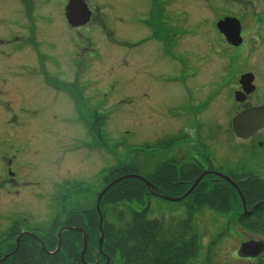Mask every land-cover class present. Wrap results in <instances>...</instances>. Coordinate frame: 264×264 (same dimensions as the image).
Masks as SVG:
<instances>
[{
	"label": "rangeland",
	"instance_id": "rangeland-1",
	"mask_svg": "<svg viewBox=\"0 0 264 264\" xmlns=\"http://www.w3.org/2000/svg\"><path fill=\"white\" fill-rule=\"evenodd\" d=\"M109 1L113 3L114 0ZM249 1V15L245 13V5L241 1L233 3L234 9L235 5L245 9H240L233 14L241 19L243 24L245 42L244 46L238 49L228 48L220 39L214 26L216 16L230 11V4L226 0H170V4L180 5L181 8L178 11L175 10L177 7H174L173 10L177 13L169 8L167 18L170 24L169 38L174 39L177 33L178 36L182 35L180 32H185L181 39L194 37L197 33L195 36L197 39L194 38L197 41V48L204 46L203 32L213 31L216 34L214 38L216 40L215 56H207L204 64H201L202 67L197 66L202 79L207 73L215 78L211 89L205 81L199 90L202 97L210 99L212 95V99L209 107L201 116L197 136L213 144L217 158L228 157L229 165H246L237 161H247L249 169L264 178V171L261 173L264 169V130L247 143L225 130V120L231 119L236 113L233 112L235 102L233 93H231L234 89L225 90L236 84L240 73L249 71L256 74L255 77L260 87H258V97L255 102L264 105V14L257 18L254 15V13L264 11V0ZM131 3L133 10L136 9L133 13L139 15L144 1L131 0ZM138 5L139 7L136 8ZM124 14L127 16L128 10ZM177 16H180L178 23L172 26V23H176L173 17ZM259 18L262 22L258 21ZM180 23L186 27H182ZM120 34L123 35L122 32ZM139 34L142 36L144 30L128 28L123 40L130 42L133 38L136 41L135 38ZM253 35L254 37L251 38ZM253 41L256 42L253 44ZM188 45L187 42L186 46ZM200 54L203 56V51ZM126 62L122 71H126L128 59ZM144 65L143 59H139L136 63L135 67L139 69V73L143 72ZM179 71L178 65L170 59L164 61L163 64L160 57L154 60V75L162 72L163 74H166L165 72L178 73ZM90 76L92 78L93 75ZM174 76L169 75L166 87L161 84L160 87L156 86L152 90L151 83L147 85L151 87L140 89L139 86L138 107L132 103L131 99L133 91L130 78L132 75H100L105 80V88L102 92L106 96L102 102L109 107L112 105L110 108L103 107L92 111L93 113L91 111L79 113L71 110L52 111L31 106L25 110L0 112V152L7 151L5 146L1 145L2 140L9 142L10 148L6 156L12 160L10 168L15 172V180H8V167L0 158V242L4 237L2 235L10 226L21 219L26 220L28 225L33 227L48 225L58 209V206L55 207V200L64 194L61 191V189L65 190L64 186H72L84 181L96 188L100 185L98 180L100 173L119 164L132 166L136 173L134 175L142 178L150 176L155 168L165 160V148L157 143H166L168 135H175V128L188 125L186 124L187 118H184L185 121L175 116L182 114L188 105L184 99L179 98L184 91L181 83L172 78ZM134 77H138L139 83L144 84L143 74L134 75ZM155 80L157 78L154 79V84L157 83ZM223 88L224 90L221 91ZM211 90L216 93H212ZM144 94H148L149 97L144 98ZM207 94L209 95L206 97ZM160 96L164 98L162 105L151 106L153 99L156 102ZM200 105L202 103L197 107ZM202 109L203 107L199 110ZM83 120L88 124V128L86 127L88 135L80 132ZM3 129L5 131L2 132ZM78 147L80 149L75 152H69ZM180 153L188 158L184 151ZM260 167H263L261 171L258 170ZM163 175L162 184H165L164 187L169 190L166 196H178L191 186L190 184L184 187L181 184L180 186L172 184L174 179L189 180L191 176H175L173 173ZM206 178L210 180L213 177L205 174L191 191V193L195 192V195L200 194L199 200L203 198V191L196 192L195 189ZM220 180L223 184L228 183L226 180ZM68 183L70 184L67 185ZM237 188L239 189L238 186ZM82 190L86 189L77 187L76 191ZM224 191L223 201L231 202L225 215L208 209H203L200 213L194 211L192 214L193 225L198 232L199 252L187 264H255L254 260L241 259L237 256L239 244L249 239V234L244 231L243 223L239 219L242 208L237 191L235 188L231 191L229 189ZM97 197L93 193L89 197V201L95 204V208ZM79 198L83 199L79 194L70 196L66 200V205L75 206V203L80 201ZM146 198L143 204H134L133 207L138 211L146 209L149 212L148 216L164 218L165 221L170 222L182 220L186 215V207L189 205L186 198L178 202L168 201L150 193ZM15 238L17 243L20 237ZM6 248V246L0 247V252L3 253Z\"/></svg>",
	"mask_w": 264,
	"mask_h": 264
},
{
	"label": "flooded vegetation",
	"instance_id": "flooded-vegetation-1",
	"mask_svg": "<svg viewBox=\"0 0 264 264\" xmlns=\"http://www.w3.org/2000/svg\"><path fill=\"white\" fill-rule=\"evenodd\" d=\"M143 1L144 4L139 10L140 14L135 15L133 12L136 9L133 10L131 0H114L113 3L109 0H0V112L25 110L31 106L47 108L52 111L71 110L79 113L107 108L109 106L102 102L106 96L102 92L105 88V80L100 75H132L130 78L133 91L131 99L132 103L138 107L139 86L140 89L152 86V90L156 86L160 87L161 84L166 87L169 75H175L172 78L181 83L184 91L179 98L184 99L188 105L182 114L179 113L175 116L183 118V120L187 118L185 121L188 125L183 128H175V135H168L166 143H157L165 148V160L155 168L148 178H156L159 174L166 173H174L175 176L206 174L213 177L210 178L211 181H221L217 178L220 175L230 177L242 175L247 171L252 172L247 161H237L246 164V167V165H229L228 157L217 158L213 144L205 142L197 136L201 116L209 107L212 99V95L210 99L202 97L199 90L205 81L209 84L208 88L211 89V84L215 79L208 73L202 79V74L197 71V66L202 67L207 56H215L216 40L214 38L216 34L213 31L203 32L205 43H203V47L201 45L199 48L196 47L197 41L194 40L197 33L194 37L181 39L185 32H180L182 35L178 36V33L174 35L176 41L173 37L170 39L168 10L170 8L171 11L177 13L175 10L180 11V5H172L169 3L170 0ZM238 1L245 5V13L247 12L249 15V0H226L230 4V11L216 16L214 20L216 32L230 49L241 48L245 42L242 21L233 15L243 9L236 5L234 9L233 3H238ZM138 7L139 5L136 8ZM127 10L128 15L126 16L124 12ZM263 14L264 11L254 13L256 18ZM179 18L180 16L173 17L176 23H172V26L178 23ZM224 19H236L239 22L240 43L238 45L230 43L225 34L218 29L217 23ZM258 21H261L260 18ZM180 25L186 27L182 23ZM128 28L144 30V34L142 36L139 34L135 38L136 41L132 38L130 42H126L123 39L126 37ZM253 37L254 35L251 36V38ZM187 42L188 46H186ZM255 42L253 41V44ZM201 50L203 56L200 54ZM159 57L162 58V64L170 59L178 65L180 71L178 73L165 72L166 74L162 72L159 75H154V60ZM127 59L126 71H122ZM139 59H143L145 62L142 67L143 72L140 73L139 69L135 67ZM247 73L251 72L240 73L236 84L225 90L234 89L231 93H233L235 102L233 110L236 112L235 115L249 108L264 106L262 103L255 102L258 97L257 90L260 87L255 77L256 74L252 73L253 80L251 82L245 80L241 82V77ZM141 74L145 76L142 77L144 84H140L138 77H134V75ZM90 75H93L92 78ZM155 78H157L155 80L157 83L154 84ZM149 83L151 86H147ZM211 91L216 93V91ZM236 93L239 100L235 99ZM143 97L147 99L149 95L144 94ZM163 99L161 96L156 102L153 99L151 106L162 105ZM192 103L195 104L192 105ZM201 103L202 105L197 107ZM202 107L203 109L199 110ZM171 116L175 117L172 114ZM233 117L225 120V130L234 135ZM81 122L80 132L88 135L86 129L88 124L85 120ZM263 130L264 128L258 130L246 139L235 137L247 143ZM71 142L73 143V140ZM1 145L5 146L7 151H1L0 158L8 167V180L14 181L15 172L10 168L12 160L6 156L10 144L2 140ZM78 149L80 148L69 152L73 153ZM181 151H184L188 158L181 154ZM196 154H198L197 157ZM185 158L186 160H184ZM261 168L263 167L258 170L261 171ZM263 171L264 169L261 173ZM174 180L172 184L175 186L188 185L191 182L190 179L189 181ZM151 185L154 187L153 192L156 193L168 190L164 187L165 184ZM182 186L184 187V185ZM251 207L247 206V209ZM249 240L264 241L263 238L252 234H249V239H245V241ZM241 244L242 242L238 246L237 253ZM263 253L264 251L257 258L248 257L246 259L256 262Z\"/></svg>",
	"mask_w": 264,
	"mask_h": 264
},
{
	"label": "trees",
	"instance_id": "trees-1",
	"mask_svg": "<svg viewBox=\"0 0 264 264\" xmlns=\"http://www.w3.org/2000/svg\"><path fill=\"white\" fill-rule=\"evenodd\" d=\"M128 174H136L132 166L119 164L100 173V185L96 188L85 187L83 184L81 188L86 190L80 192L76 191V186L66 189L65 194L56 198L55 207L58 206V209L48 225L33 227L23 219L11 225L0 242V247H7L3 253L0 252V259L8 255L0 264H105L107 258L108 264H187L199 252L198 232L193 225L192 214L194 211L200 213L208 209L225 215L231 202L223 201V190L231 191L234 188L218 180L210 181L207 177L195 189L196 192L203 191V198L199 200L200 194L192 192L186 198L189 205L185 217L170 222L164 218L148 216L146 209L138 211L133 207L134 204H143L152 191L138 179H124L102 196L100 231L99 215L89 197L92 193L97 197L112 181ZM163 176L159 174L156 178L145 179L149 184L159 186L164 182ZM195 177H190V185ZM230 178L239 187L247 206L264 202V178L249 171ZM188 189L178 196H182ZM168 191L159 193L166 196ZM75 194L83 199L79 198L80 201L73 207L66 205V200ZM239 219L246 233L264 239V205L259 206L252 216L241 214ZM63 227L80 229L81 232L63 231L59 239L57 234ZM100 232L103 237L101 253L98 249ZM83 234L86 239L84 262L80 258ZM15 237H20L16 251ZM58 243L60 245L56 250ZM256 264H264V253L256 260Z\"/></svg>",
	"mask_w": 264,
	"mask_h": 264
},
{
	"label": "water",
	"instance_id": "water-1",
	"mask_svg": "<svg viewBox=\"0 0 264 264\" xmlns=\"http://www.w3.org/2000/svg\"><path fill=\"white\" fill-rule=\"evenodd\" d=\"M217 27L218 29L223 32L225 34V36L227 37L228 41L234 45H238L240 43L239 40V22L236 19H224L220 22L217 23ZM226 29H225V28ZM225 29V31H224ZM245 80L247 82H251L253 80V74L252 73H247L245 75H243L241 77V82ZM235 99H238V94H235ZM232 128L234 131V134L242 139H246L251 137L254 133H256L258 130L264 128V106H260V107H254V108H249L245 111H242L238 114H236L233 119H232ZM204 177L203 175H200L199 178L196 179V181L193 183V185L191 186V188L181 197H177V198H172V197H163L168 201H180L183 198H185L188 194L191 193V191L194 189V187L197 185V183ZM219 178L228 181V183L230 185H232L241 200V205H242V209H243V214L244 215H251L255 212V210L264 204V202H260L255 204L249 211L246 209V204H245V200L243 198V195L241 194V192L239 191V189L237 188L236 185L233 184V182L225 177V176H219ZM124 179H138L140 181H142L147 188L151 189V191H154V187H152L151 184H149L144 178L138 176V175H134V174H129V175H125L123 177L117 178L114 181H112L108 186H106L98 195L97 199H96V211L99 215V230L101 231V224H102V219H101V214H100V210H99V203L101 200V197L107 192V190L112 187L114 184L120 182L121 180ZM69 230H79L80 229H74V228H67V227H63L59 230L57 237L60 239V234L63 231H69ZM102 232H100V239H99V245H98V249L99 252L101 253V245H102ZM60 243H58V246L56 248V250H58ZM18 248V244L17 247L15 249V251ZM86 249V239L85 236L83 234V248L80 252V258L81 260L84 262L83 260V255H84V251ZM264 251V241H253V240H249L247 242H244L240 245L239 251H238V255L240 257H251V258H255L257 257L260 253H262ZM12 254V253H11ZM8 255H6L5 257H2L0 259V262H2L5 258H7ZM109 259H106V263L108 264Z\"/></svg>",
	"mask_w": 264,
	"mask_h": 264
}]
</instances>
